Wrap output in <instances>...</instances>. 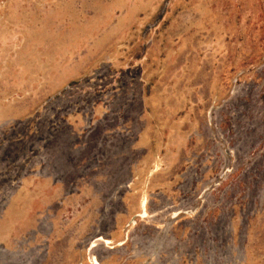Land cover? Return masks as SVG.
Returning a JSON list of instances; mask_svg holds the SVG:
<instances>
[{
    "label": "rangeland",
    "instance_id": "1",
    "mask_svg": "<svg viewBox=\"0 0 264 264\" xmlns=\"http://www.w3.org/2000/svg\"><path fill=\"white\" fill-rule=\"evenodd\" d=\"M0 264H264V0H0Z\"/></svg>",
    "mask_w": 264,
    "mask_h": 264
},
{
    "label": "bare ground",
    "instance_id": "2",
    "mask_svg": "<svg viewBox=\"0 0 264 264\" xmlns=\"http://www.w3.org/2000/svg\"><path fill=\"white\" fill-rule=\"evenodd\" d=\"M145 205H146V201L144 200L143 202H142V206H143V208L145 209ZM146 212V211H145Z\"/></svg>",
    "mask_w": 264,
    "mask_h": 264
}]
</instances>
